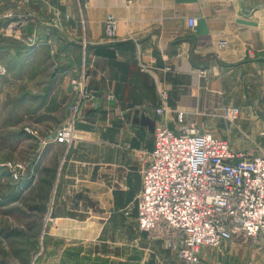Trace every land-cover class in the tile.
<instances>
[{"label": "crops", "instance_id": "obj_1", "mask_svg": "<svg viewBox=\"0 0 264 264\" xmlns=\"http://www.w3.org/2000/svg\"><path fill=\"white\" fill-rule=\"evenodd\" d=\"M73 79H85L93 100L66 147L48 136L71 117ZM0 82L14 102L7 133L36 146L19 180L47 195L27 211L38 226L26 264H182L137 226L138 155L162 124L264 156V0H0ZM229 107L239 110L233 124L221 116ZM242 260L264 264V247L235 240L199 254V264Z\"/></svg>", "mask_w": 264, "mask_h": 264}, {"label": "built area", "instance_id": "obj_2", "mask_svg": "<svg viewBox=\"0 0 264 264\" xmlns=\"http://www.w3.org/2000/svg\"><path fill=\"white\" fill-rule=\"evenodd\" d=\"M194 26L190 19L189 27ZM103 27L105 37L114 40L115 19L108 17ZM225 46L220 41L216 47ZM150 69L139 64L142 73ZM70 87L74 95L70 121L48 136L66 147L74 140L71 135L82 106L93 100L82 81L70 80ZM237 114L234 108L223 111L230 121ZM153 137L152 151L141 150L138 155L142 165L141 191L135 202L139 230L161 242L182 264H199L201 249H219L233 238L264 237V156L234 152L225 140L195 129L174 133L159 124Z\"/></svg>", "mask_w": 264, "mask_h": 264}, {"label": "rangeland", "instance_id": "obj_3", "mask_svg": "<svg viewBox=\"0 0 264 264\" xmlns=\"http://www.w3.org/2000/svg\"><path fill=\"white\" fill-rule=\"evenodd\" d=\"M4 17L9 16L4 14ZM19 17L20 22L25 21L21 13L19 14ZM32 26L33 25L30 24L29 27ZM52 26L54 27L53 24ZM29 36L28 43L31 45L32 41L35 40L33 37H31L32 35ZM76 81H82L83 84L85 83V79ZM1 84L2 83L0 82V85ZM70 90L72 93L71 87ZM6 94L7 90L0 87V114L5 113L6 115L9 111L6 119L0 120V264H26L28 253L33 252L34 247L32 246L36 244L35 236L37 233L35 228L38 226V217L36 215L27 217V211L30 207L44 208L47 195L45 194V186L43 184L36 182L35 185L31 187V191H27L25 190L26 186H23L22 180H19L23 177H26L28 167L31 162L35 160L37 152L35 150L36 146L34 143H27L23 137H15L14 135L10 136V134L7 133L8 131H6V125H11L15 120L14 115H12V103L14 102L12 97L6 96ZM73 96L74 95L72 93V97ZM87 104L83 105L81 110H83ZM71 105L72 104L70 103L68 106L70 114ZM229 108L237 109L236 107ZM229 108H224L222 110L221 116L223 119H225L223 117V111ZM238 117L239 110L235 120H225L227 124H233ZM69 121L70 117L55 128L51 129L49 133L67 124ZM75 124H77V122H75ZM37 174L39 176L46 175L45 171L42 170L37 172ZM39 199L42 201H39ZM37 211L38 210H35V213H37ZM30 228H34V230H30ZM235 240L245 239L238 237L233 238L231 241ZM245 241H253L258 243L259 246L264 247L263 236ZM238 263L244 264L245 261H238Z\"/></svg>", "mask_w": 264, "mask_h": 264}]
</instances>
